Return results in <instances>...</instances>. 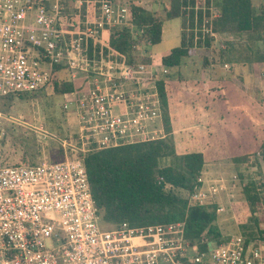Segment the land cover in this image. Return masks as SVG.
Wrapping results in <instances>:
<instances>
[{
	"label": "built area",
	"instance_id": "obj_1",
	"mask_svg": "<svg viewBox=\"0 0 264 264\" xmlns=\"http://www.w3.org/2000/svg\"><path fill=\"white\" fill-rule=\"evenodd\" d=\"M116 27L133 30L123 0H0V264H264L251 241L192 240L183 220L102 227L76 153L161 138L155 83L167 73L160 63L126 62L107 41ZM56 74L80 79L62 94L70 122L67 136H54L62 157L7 162L1 145L15 118L2 102L48 95ZM255 156L264 162V149ZM200 187L197 178L188 204L220 213Z\"/></svg>",
	"mask_w": 264,
	"mask_h": 264
},
{
	"label": "trees",
	"instance_id": "obj_2",
	"mask_svg": "<svg viewBox=\"0 0 264 264\" xmlns=\"http://www.w3.org/2000/svg\"><path fill=\"white\" fill-rule=\"evenodd\" d=\"M159 1L157 4L163 8L165 18H181L179 44L160 57V64L166 69L177 67L184 58L191 56L190 48L207 46L208 38L202 43L200 41L202 25L215 33L243 35L244 41L248 44L247 51L251 50L250 42L264 41V4L255 5L253 0H215L217 14L210 18L209 0H205L203 6L196 9L193 7L194 0ZM185 7H189L188 13H185ZM128 15L133 30L139 34L132 35L127 27H116L109 33L107 41L113 49L124 55L126 62L150 63L149 57L132 54L131 45L135 40H144L148 44L158 43L162 18L155 12V6L145 9L134 4L128 5ZM185 22L190 30L187 34L182 31ZM194 29H197V37L192 31ZM242 58L244 62L264 59L255 53L252 57L243 54ZM202 61L203 64L206 63L204 56ZM163 76L155 83L161 124L165 133L163 137L104 149H90L76 154L83 161L100 223L114 225L125 221L130 225H140L183 220L185 235L192 240L205 234L208 239L218 243L222 238L215 224L214 205L188 204L186 196L179 194L181 191L188 193L192 190L203 168L204 160L201 152L179 154L174 150L164 88V78L169 77V74L165 73ZM71 90L72 84L68 78L56 74L48 95H62ZM34 96L31 93L24 95L23 98L31 99ZM45 96L47 95H39L38 98ZM10 104V98L6 99L3 103L4 110H7ZM262 105V111L257 112V109L250 108V116L256 115V122L263 113L264 104ZM7 136L6 132L3 142L4 140L6 142ZM263 149L264 135L256 152ZM57 153L58 158L55 159H60L62 157L60 146ZM248 156L249 153L229 157L228 160L239 163ZM164 158L168 163L160 165V160ZM254 160L255 164L257 162L264 165L257 157ZM258 164L256 165L259 169L256 173L259 179L251 178L242 185V204L249 211V219L241 226L246 230L243 242L251 241L254 248L264 251V177L260 179L261 171ZM236 175L238 178L241 177L240 170ZM240 179L242 180V177ZM200 247L204 245L200 244Z\"/></svg>",
	"mask_w": 264,
	"mask_h": 264
},
{
	"label": "rangeland",
	"instance_id": "obj_3",
	"mask_svg": "<svg viewBox=\"0 0 264 264\" xmlns=\"http://www.w3.org/2000/svg\"><path fill=\"white\" fill-rule=\"evenodd\" d=\"M139 1L141 2L140 7L145 9L154 8L155 6V12L162 18L161 34L160 40L156 44H148L144 40H135L133 37L135 40L133 42L135 48L131 50L132 52L135 51L133 53L135 55L139 54L140 56L149 57L150 61L153 60L152 63L157 65L158 59L162 53L168 52V50L179 44L181 18H165L163 8L157 4V2H160L159 0ZM204 1L205 0H194V9L203 6ZM214 1L215 0H209L208 14L210 18L217 14ZM253 3L255 5H263L264 0H253ZM187 9H189V7H185V13H188ZM182 31H184L185 34L190 31L186 22ZM192 31L195 37H197V29ZM105 33L107 32L105 31ZM131 34L136 36L139 32L132 30ZM199 36L201 43L205 38L209 39L207 46L190 48L189 51L193 58L189 57L190 59L188 58L184 60V62L190 65L192 63V66L199 65V60H201L203 56H206L208 58L206 62L209 61V64H216L228 73L237 71L238 68L246 72L247 64H251L249 67L255 72V89L257 94L256 109L257 112L262 111V104H264V59L263 61L257 62H244V58L242 57L243 54L252 57L255 53V55H260L264 58V41L250 42L251 50L247 51L246 46L248 44L244 41V36L240 34L215 33L212 32L209 27L202 25ZM61 75L68 78L67 74ZM79 82L80 79H78L75 84ZM240 86L242 89L245 88L242 85ZM215 87L218 88L220 86ZM197 91L199 90L194 89V92ZM244 91L246 90L244 89ZM63 102L64 98L61 95L54 94L36 99H14L11 101L7 110H4V101L2 102L1 108L11 113L15 118L12 123L10 121H7V124L5 123V131L8 133V136L5 144L1 145V149L4 152L7 162L11 164L18 161L35 163L41 158H45L48 161H54L56 160L55 158H58L57 152L59 144L57 143V138L54 136L62 137L63 134L67 136V125H70L68 124L70 123L69 120L65 119L64 112L61 110ZM18 116L19 118H17ZM37 127H40L42 132L36 130L35 128ZM43 130L45 131V135L43 134ZM170 135L172 137V134ZM255 153L256 150L252 154L249 153L248 158L243 159L239 163H232L228 158L218 161L212 160L209 164L203 165L200 174L197 176L201 181L199 191H203L209 196L207 203L215 201L223 207V210L216 214L215 220V224L220 232V238H227L230 234L241 237H244V235L246 236V230H243L241 225L247 223L249 211L247 207H244L242 204V185L251 178L259 179L256 173L259 169L256 165L258 163H254L256 161L254 160L256 158ZM166 163H168L166 158L160 160V165ZM258 165L261 171V179L264 177V168L262 169L264 165ZM239 170L242 180L240 179L241 177L238 178V176H233L236 175ZM212 188H216L215 192H210ZM179 194L186 196V198L188 196V193L182 191ZM102 227L110 228L111 225L102 224Z\"/></svg>",
	"mask_w": 264,
	"mask_h": 264
},
{
	"label": "crops",
	"instance_id": "obj_4",
	"mask_svg": "<svg viewBox=\"0 0 264 264\" xmlns=\"http://www.w3.org/2000/svg\"><path fill=\"white\" fill-rule=\"evenodd\" d=\"M123 1L141 6L139 0ZM189 57L177 67L167 69L169 77L164 78L175 152H201L204 164L254 152L264 135V109L258 122L256 115L250 116V108L255 110L257 106L255 72L250 69L251 64H247L246 72L238 68L228 73L209 61L203 64L202 59L199 65L192 66L184 62ZM194 89L199 91L194 92Z\"/></svg>",
	"mask_w": 264,
	"mask_h": 264
}]
</instances>
